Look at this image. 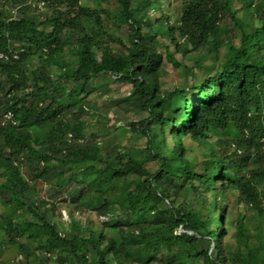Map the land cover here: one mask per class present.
<instances>
[{
    "label": "trees",
    "instance_id": "trees-1",
    "mask_svg": "<svg viewBox=\"0 0 264 264\" xmlns=\"http://www.w3.org/2000/svg\"><path fill=\"white\" fill-rule=\"evenodd\" d=\"M34 1L0 0V264H264V0Z\"/></svg>",
    "mask_w": 264,
    "mask_h": 264
},
{
    "label": "rangeland",
    "instance_id": "rangeland-1",
    "mask_svg": "<svg viewBox=\"0 0 264 264\" xmlns=\"http://www.w3.org/2000/svg\"><path fill=\"white\" fill-rule=\"evenodd\" d=\"M32 1V0H31ZM158 1V0H156ZM180 0H168L166 3H170L171 7L175 6V9L173 10V14L175 15L176 10L179 7V4L181 2H179ZM34 2H36L37 4L40 3L38 0H35ZM162 3H164L165 1L161 0ZM7 7H9V5H6ZM43 7V6H42ZM49 10V8L47 7H43L40 8L39 11H36L35 14L40 16L41 14L43 15L44 13H46ZM157 12H151V15H155ZM237 16L241 17V18H245V14L244 12H242L241 10H239ZM177 16H173L174 20L176 19ZM110 79H107V81ZM128 83L126 82H108L107 83V87H105L103 90H98L97 92H94L91 96L90 99L92 100V102L94 103V105H96L98 108H100V112H99V116L96 117L95 121L97 122V124L93 123L91 121V123L87 126L86 132L90 133L89 131H96L99 128H101L102 130L105 131H113L116 127V125L119 123L116 120H114L113 118L111 119H107V120H100L101 117L103 116V112H102V107H108L110 106V104H108V99L112 98H118L123 96L124 94L127 93L128 91ZM119 118H124L127 119L129 121H131V119H129V116H127L123 111L121 112ZM88 120H90L89 118H86V121L88 122ZM127 131H124V133L122 134V137L124 138L125 142L130 144H134L137 147H145L147 145V140L144 136L141 135V132L138 129L133 128L132 126H127L126 128ZM234 147H231V151H233ZM235 149V148H234ZM152 168H155V166H151ZM41 193V191H40ZM43 194V192H42ZM235 201H230V205H232L235 209L233 210V215L231 214V218H235L236 214H237V209L235 207ZM59 209L58 210H62L63 214L66 216L67 215V210L65 208H63L61 205L58 206ZM241 210L244 211L245 213V217L247 220V223L250 224L251 226H255L257 224V218L255 217L253 211L251 210H245L244 208H242ZM77 219H80V216L78 215V213L75 214ZM85 218L91 220V221H96V216L93 215H88ZM55 221H59V222H63L62 219H55ZM83 224V223H82ZM65 229L67 231L70 230V226L67 224H64ZM13 256L12 251H6L5 252V257L7 259L11 258Z\"/></svg>",
    "mask_w": 264,
    "mask_h": 264
},
{
    "label": "built area",
    "instance_id": "built-area-1",
    "mask_svg": "<svg viewBox=\"0 0 264 264\" xmlns=\"http://www.w3.org/2000/svg\"><path fill=\"white\" fill-rule=\"evenodd\" d=\"M7 58L8 56L4 52L0 51V59H7ZM8 121H12L14 124H16V121H14L13 114L11 112H7L6 114L3 115L2 118H0V122L2 125L7 123Z\"/></svg>",
    "mask_w": 264,
    "mask_h": 264
}]
</instances>
